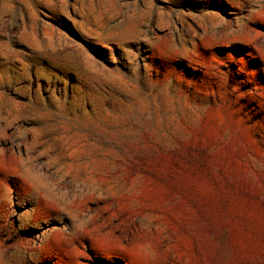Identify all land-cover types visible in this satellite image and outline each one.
Returning <instances> with one entry per match:
<instances>
[{
    "label": "rangeland",
    "instance_id": "1",
    "mask_svg": "<svg viewBox=\"0 0 264 264\" xmlns=\"http://www.w3.org/2000/svg\"><path fill=\"white\" fill-rule=\"evenodd\" d=\"M0 264H264V0H0Z\"/></svg>",
    "mask_w": 264,
    "mask_h": 264
}]
</instances>
